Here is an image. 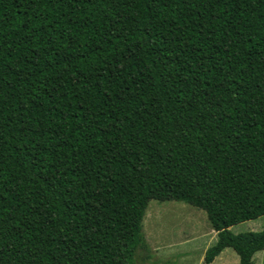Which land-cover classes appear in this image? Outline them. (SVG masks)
I'll return each mask as SVG.
<instances>
[{"label": "trees", "instance_id": "1", "mask_svg": "<svg viewBox=\"0 0 264 264\" xmlns=\"http://www.w3.org/2000/svg\"><path fill=\"white\" fill-rule=\"evenodd\" d=\"M150 201L204 255L264 254V0H0V264H135Z\"/></svg>", "mask_w": 264, "mask_h": 264}, {"label": "rangeland", "instance_id": "2", "mask_svg": "<svg viewBox=\"0 0 264 264\" xmlns=\"http://www.w3.org/2000/svg\"><path fill=\"white\" fill-rule=\"evenodd\" d=\"M146 250L135 256V264H204L206 250L216 240L204 212L176 201H150L142 221ZM232 234L264 231V217L229 229ZM212 264H238L231 249L224 250ZM253 264H264L257 253Z\"/></svg>", "mask_w": 264, "mask_h": 264}]
</instances>
